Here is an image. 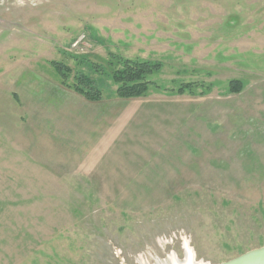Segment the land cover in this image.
Masks as SVG:
<instances>
[{
    "label": "rangeland",
    "instance_id": "obj_1",
    "mask_svg": "<svg viewBox=\"0 0 264 264\" xmlns=\"http://www.w3.org/2000/svg\"><path fill=\"white\" fill-rule=\"evenodd\" d=\"M116 56L162 63L156 87L119 100ZM55 63L140 125L111 166L65 147L120 125H30L24 80L52 107L74 95L56 92L73 90ZM235 80L264 81V0H0V264H221L264 247L253 179L227 177L205 150L206 95Z\"/></svg>",
    "mask_w": 264,
    "mask_h": 264
},
{
    "label": "crops",
    "instance_id": "obj_2",
    "mask_svg": "<svg viewBox=\"0 0 264 264\" xmlns=\"http://www.w3.org/2000/svg\"><path fill=\"white\" fill-rule=\"evenodd\" d=\"M38 81L45 82L41 86L49 91L52 85H48L45 79L38 80L35 77L34 82ZM28 82L23 81V96L27 103V113L32 115L30 125H70L67 129L72 131L76 127L73 125H86L87 133L89 128L96 125H120L122 128L120 132L115 130V127L114 132L109 131L106 136H109V140H90L84 144L79 142L78 145H69L67 142L66 153L73 155L76 161L85 159L87 164L98 162L100 166L97 167L100 170L106 168L109 163L111 166L121 148L133 138L134 132L140 127L132 120L127 121L126 115L125 121L119 123V111L111 103H107V106L100 105L101 101L92 102L74 91L64 92L57 87L55 89L60 96H70L72 93L74 95L71 99L68 97L65 101H58V105L52 107L51 103L55 102L52 97L39 96L37 84L31 79ZM176 95L184 96L178 93ZM138 99L141 98L129 100ZM46 100L50 101V104ZM69 100H73L75 104H70ZM206 114L209 120V125H204L206 153L213 152L220 156L222 167L227 170V177L253 179L256 201L264 203V81L244 83L241 92L234 93L229 90L227 95L222 94L218 98H215L213 93H207ZM190 127L192 136L197 138L202 125ZM92 133L95 136L97 131L93 130ZM117 138L123 139L120 148ZM199 144L203 146L201 141ZM87 166L91 168L92 165Z\"/></svg>",
    "mask_w": 264,
    "mask_h": 264
},
{
    "label": "trees",
    "instance_id": "obj_3",
    "mask_svg": "<svg viewBox=\"0 0 264 264\" xmlns=\"http://www.w3.org/2000/svg\"><path fill=\"white\" fill-rule=\"evenodd\" d=\"M112 67V80L117 85L116 96L119 99H137L144 97L151 87H156V83L151 81V77L155 72L162 68L160 62H148L122 59L116 56L114 60H109ZM55 71L62 84L72 89L77 94L92 102H99L102 99V91L95 86L94 81L86 75H75L74 83L69 84L71 79V69L61 63L53 64ZM194 86V85H192ZM190 84H185L178 90L179 94H185L190 89ZM243 89L241 81L235 80L231 83V92L239 93Z\"/></svg>",
    "mask_w": 264,
    "mask_h": 264
},
{
    "label": "water",
    "instance_id": "obj_4",
    "mask_svg": "<svg viewBox=\"0 0 264 264\" xmlns=\"http://www.w3.org/2000/svg\"><path fill=\"white\" fill-rule=\"evenodd\" d=\"M221 264H264V247L252 250Z\"/></svg>",
    "mask_w": 264,
    "mask_h": 264
},
{
    "label": "built area",
    "instance_id": "obj_5",
    "mask_svg": "<svg viewBox=\"0 0 264 264\" xmlns=\"http://www.w3.org/2000/svg\"><path fill=\"white\" fill-rule=\"evenodd\" d=\"M82 39H78L72 45V49L79 50L81 48Z\"/></svg>",
    "mask_w": 264,
    "mask_h": 264
},
{
    "label": "bare ground",
    "instance_id": "obj_6",
    "mask_svg": "<svg viewBox=\"0 0 264 264\" xmlns=\"http://www.w3.org/2000/svg\"><path fill=\"white\" fill-rule=\"evenodd\" d=\"M192 261H193V258L191 256H189L188 263H186V264H196V263H193Z\"/></svg>",
    "mask_w": 264,
    "mask_h": 264
}]
</instances>
